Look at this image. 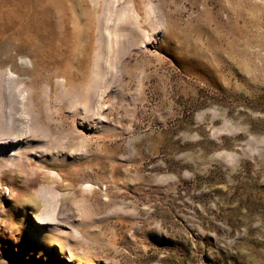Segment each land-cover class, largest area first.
<instances>
[{
	"label": "rangeland",
	"instance_id": "rangeland-1",
	"mask_svg": "<svg viewBox=\"0 0 264 264\" xmlns=\"http://www.w3.org/2000/svg\"><path fill=\"white\" fill-rule=\"evenodd\" d=\"M58 1L0 0V264H264V0Z\"/></svg>",
	"mask_w": 264,
	"mask_h": 264
},
{
	"label": "bare ground",
	"instance_id": "bare-ground-1",
	"mask_svg": "<svg viewBox=\"0 0 264 264\" xmlns=\"http://www.w3.org/2000/svg\"><path fill=\"white\" fill-rule=\"evenodd\" d=\"M57 9H59L61 12L64 13L66 12L67 8L65 7L64 0L58 1ZM58 36H59V44L65 47V54H67L68 56H72L73 55L72 52L74 49L78 47L79 40L83 37V34L82 32H79L77 30H72L68 34L58 33ZM86 61H87L86 58L83 57L77 62V64H79L78 65L79 67H76L75 71H70L69 66H66L64 70H62L63 71L62 73L66 77L65 82L66 85L69 87V91L70 92L79 91L81 93L82 90V94L84 98H86L87 101H90V88L84 82L87 75V71L85 70Z\"/></svg>",
	"mask_w": 264,
	"mask_h": 264
}]
</instances>
